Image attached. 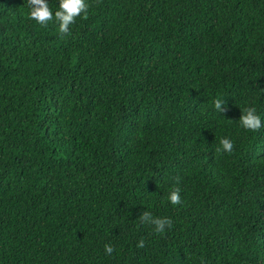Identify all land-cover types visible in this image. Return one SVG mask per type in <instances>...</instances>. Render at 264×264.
Wrapping results in <instances>:
<instances>
[{"label": "trees", "instance_id": "trees-1", "mask_svg": "<svg viewBox=\"0 0 264 264\" xmlns=\"http://www.w3.org/2000/svg\"><path fill=\"white\" fill-rule=\"evenodd\" d=\"M86 2L0 0V264H264V0Z\"/></svg>", "mask_w": 264, "mask_h": 264}, {"label": "clouds", "instance_id": "clouds-1", "mask_svg": "<svg viewBox=\"0 0 264 264\" xmlns=\"http://www.w3.org/2000/svg\"><path fill=\"white\" fill-rule=\"evenodd\" d=\"M30 11V18L35 20L38 24L46 26L50 21L58 23V31L61 37L69 35L71 33V26L75 24L76 19L82 14L87 17L89 4L86 0H59V8L53 15L52 9L49 7L47 0H28ZM224 100L217 99L214 102V107L217 111L223 112L225 108L222 107ZM242 111V115L239 118L240 125L250 131H258L262 124L261 117L257 114L255 107H248ZM220 147L216 149L217 152H229L231 153L234 144L229 138H221ZM169 201L173 205L181 203L180 189L177 187L170 191L168 195ZM139 221L141 224L154 226L153 230L157 234H164L166 228L172 227V220L167 217H155L150 212L144 211L139 215ZM138 248L145 247V241L141 239L138 244ZM264 247V245H263ZM114 248L111 244L105 245V253L112 255Z\"/></svg>", "mask_w": 264, "mask_h": 264}]
</instances>
